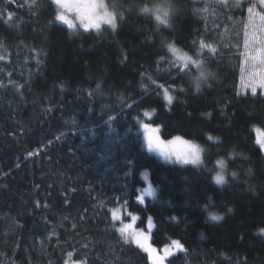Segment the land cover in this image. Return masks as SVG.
<instances>
[{
	"label": "trees",
	"instance_id": "16d2710c",
	"mask_svg": "<svg viewBox=\"0 0 264 264\" xmlns=\"http://www.w3.org/2000/svg\"><path fill=\"white\" fill-rule=\"evenodd\" d=\"M209 1L107 0L118 6L115 30L73 32L56 23L52 0H0V264H151L117 230L131 215L140 229L153 220L157 249L183 245L166 264H264V152L254 132L264 130V94L242 92L238 38L222 36L245 7ZM165 2L176 10L158 28L140 9ZM202 40L217 52L200 53ZM169 43L204 61L199 91ZM145 110H155L148 121L163 139L202 145L203 163L146 151L137 132ZM143 170L157 195L140 202Z\"/></svg>",
	"mask_w": 264,
	"mask_h": 264
},
{
	"label": "snow or ice",
	"instance_id": "6c2138e0",
	"mask_svg": "<svg viewBox=\"0 0 264 264\" xmlns=\"http://www.w3.org/2000/svg\"><path fill=\"white\" fill-rule=\"evenodd\" d=\"M37 0H31L30 7L35 5ZM53 3L60 6L64 11L58 12L56 15V20L62 22L67 25L70 29H75L77 27V23L75 21H79L80 26H82L85 30L88 29H96L100 30L102 24L109 25L113 30L117 27V18L118 14L115 11H109L107 5L104 3V0H53ZM217 3L227 6L229 0H217ZM233 7L240 8L242 5V0H232ZM250 6L247 8V12L249 13V25H251L253 29L252 40L260 42L264 44V41H258L256 37L257 30V19L259 21V30L261 33H264V0H249ZM260 7L261 11H257V7ZM198 11H208V8L205 7L202 10ZM74 12V19H70L66 13ZM140 12L147 16H153L157 21V27L160 25L170 26V17L174 14L175 9L170 3H162L160 5H156L154 7H142ZM123 14H119V19H123ZM11 19V17H9ZM249 46V41H245V47ZM169 52L176 56L178 60L182 62V71H189L190 65L194 66L197 70H199V76L196 79V90H200V84L202 81H206L207 77L210 73H207L203 68L204 61L202 60H194L191 56H188L186 53L183 55H178L179 50L175 47L174 44L167 45ZM201 50L207 49L208 51L215 53L216 48L211 44H205L202 40L200 42ZM258 51L264 52V47L258 49ZM0 59H3L0 56ZM251 59L255 60L256 57H251ZM261 63H264V59L261 60ZM151 79V78H149ZM155 83V81H153ZM99 87V85L97 86ZM162 87V86H161ZM246 87H251L253 95L256 94L257 87L264 88V78L260 80L249 79ZM164 98L168 101L169 104L172 103L173 97L169 94L168 89H164ZM147 116L148 113L145 112ZM114 118L110 117V120ZM143 128L148 132L149 130L155 131V129H151L150 124H143ZM254 131L258 133L256 143L260 145L261 149L264 150V130L259 127L254 126ZM147 146L149 151L158 150L161 155L165 157V159H171L172 155H175L176 162L184 163V164H198L201 162L202 157V149L193 144L190 141L183 140L181 137L177 136L172 141L165 142L161 141L158 137H154L151 134L147 135ZM208 139H213V137L209 136ZM32 155V153H29ZM218 165L221 168V172H217L214 179L215 182L219 185H223L226 183L225 176L223 174L224 162L217 161ZM235 175V173H233ZM157 195V189L149 184L146 188L143 189V192L138 199L143 201L145 196L155 198ZM207 207V206H206ZM231 212V209H228ZM114 219H120L117 215L116 211L112 212ZM209 218L213 221H220L223 219L222 215H219L215 212H209ZM135 219V217H133ZM149 225H151V218H149ZM122 235L126 237H131L137 245L143 248L146 252L149 253L150 259L152 260V264H163L164 259L167 255L170 254L171 247L174 246L177 250L184 251L183 245L179 241H172L171 246H165L164 255H159L158 250L152 247V244L149 242V237L143 233L141 230L133 229V225L131 223L123 224L122 227L117 229ZM261 233H264V229H260Z\"/></svg>",
	"mask_w": 264,
	"mask_h": 264
},
{
	"label": "rangeland",
	"instance_id": "374dc122",
	"mask_svg": "<svg viewBox=\"0 0 264 264\" xmlns=\"http://www.w3.org/2000/svg\"><path fill=\"white\" fill-rule=\"evenodd\" d=\"M207 2H210V1L207 0ZM253 2H255V0H253ZM104 3L107 5L109 11H115L118 8V6L116 4H115L116 6L114 5L113 8H112L110 6V4L107 2V0H104ZM157 5H160V3L157 4ZM56 6H57V13L58 12H61V11H64L60 6H58V5H56ZM227 6L231 10H233V11L236 10V9L238 10V9H241V8H244L245 7L244 10H242L243 12L245 11L244 12V19L242 21V24L239 25V27H238L237 30L229 29V28L228 29H224V31L222 32V36H223V38H225L227 40V43H229L231 40H234L235 38H238L237 41L235 42L236 43L235 46H236L237 49L240 50L239 52H240V56H241V59H240V74H241V76H240V88H241V90H242L243 93H250V94L253 95L252 90H251V87H246V85L248 84L249 79L260 80V79L264 78V63H261V60L264 59V52L258 51V49H261L262 47H264V44L252 40L253 29H252L251 25H249V13L247 12V8L250 6L249 0H242V5H241L240 8L233 7L232 0H229V3H228ZM114 7H115V9H114ZM174 9L176 10V8H174ZM257 11H261V9H260L259 6L257 7ZM115 12L118 13V11H115ZM66 15H68V17L70 19H74L75 13L74 12H69V13H66ZM75 22L77 23V27L75 29H70V28H68L67 25H65L62 22L56 20V23L57 24L63 25L67 29H69L70 31H73V32L74 31H78V30L98 32L96 29H88V30H85L82 26H80L79 21H75ZM237 22H240V21H236V22H234V24L237 23ZM256 23L258 25L257 30H256V33H255L256 34V37H257V40L258 41H264V33H261L260 30H259V21H258V19H257ZM163 26H165V25H163ZM102 28L112 29L107 24H102L100 30ZM217 34H218V32L215 34V36H217ZM246 40L249 41V46L247 48L245 47V41ZM169 44H173V43H169ZM211 45L214 46L215 44L212 43ZM175 47L179 50V52L177 53L178 55L185 54V52L183 50H181L177 46H175ZM214 47L217 48L216 46H214ZM166 50H167V54L171 58V61L173 62V64L174 65H177L179 67H182V62L180 60H178L175 55H173L171 52H169L168 47H167ZM204 50H207V49L205 48V49L201 50L200 53H203ZM215 53H212L211 52V54H215ZM251 57H256V59L253 60V59H251ZM204 67L205 66H203V68ZM193 68L196 69L194 66H191L190 65V69L191 70H189V71H182V72L185 73V74L188 73V72L189 73L191 72L193 74V77L196 78L197 76H199V73H197L195 70H193ZM205 71L208 72V69H206ZM207 79H208V77H207ZM195 82H196V79H195ZM203 84H205V81H202L201 84H200V86L203 85ZM164 89H168L169 94L173 97V93L170 91L171 87L170 88H167L165 86L162 87L163 99L166 101V103L168 105H171L164 98ZM256 94H264V88L257 87ZM172 102H173V100H172ZM145 112L148 113L147 116L145 115ZM154 114H155V110H145L143 112V117L141 119H139L138 124H137V132L139 133V136H140V139L142 141V144H143L144 149L146 151H148L149 153L155 155L162 162L167 163V164H175V165H180V166H185V165L199 166V165H201L203 163V158H204V147L202 145H200L199 143H196L194 141L187 140V139H185L183 137H181L183 140L190 141L193 144L198 145L203 150L202 153H201L202 160H201L200 163H198V164H191V163L184 164V163H179V162H176L175 155H172L171 156V159H165V157L163 155H161L158 150L149 151L148 146H147V139H146L147 135L151 134L154 137H158L161 141L165 142V144H167V142L172 141L175 138V137H173L171 139H163V137L161 135V127L160 126L153 125V124H151L148 121L149 119H151L152 116H154ZM143 124H150L151 125V129H155V131L149 130L148 132H146V130L143 128ZM257 136H258V133L255 132L256 139H257ZM258 146L260 147V145H258ZM262 151L264 152V150H262ZM219 161H223L224 162L223 174L225 176V165H226V162L224 160H219ZM217 165H218V163H217ZM221 171L222 170H221L220 166L218 165L217 166V170L215 172V175L217 174V172H221ZM142 178H144V180H146V181H145V186L140 190L139 196L142 194L143 189L146 188L149 184H151L154 187V185L151 182L150 174H149V171L148 170H143L142 171ZM148 198H152V197L145 196L144 199H143V201H141L139 199H138V201L145 202ZM155 198H153V199H155ZM133 217H135V219H133ZM130 222H134L133 223V229L143 231V233L149 237V242L152 244L151 235H152V232H153V229H154L153 220L151 219V225H149V221H148L147 229H140V228H137L136 226H134V225H137V223H138V216L137 215H131V221ZM128 238L135 243V241L131 237H128ZM167 246H171V244H169ZM152 247L155 248V249H157L156 247L153 246V244H152ZM164 248L157 249L159 255H164V251H163ZM176 251H177V249L174 246H172L171 247V250H170V254L167 255V257L164 259L163 264H166L167 258L171 254H173L174 252H176ZM146 254L148 255V257L150 259L149 253L146 252ZM150 262L152 264V260L151 259H150Z\"/></svg>",
	"mask_w": 264,
	"mask_h": 264
}]
</instances>
